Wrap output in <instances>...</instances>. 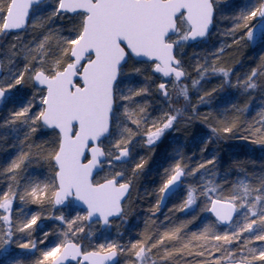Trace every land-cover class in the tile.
<instances>
[{
    "label": "snow or ice",
    "instance_id": "obj_1",
    "mask_svg": "<svg viewBox=\"0 0 264 264\" xmlns=\"http://www.w3.org/2000/svg\"><path fill=\"white\" fill-rule=\"evenodd\" d=\"M221 21L228 43L186 59ZM13 32L0 46V128L13 136L0 158V264H264V169L236 160L244 175L216 183L218 154L205 156L230 139L264 149L251 95L212 107L229 86L264 95V53L235 80L222 59L264 39V0H0V35ZM196 121L201 159L174 150L143 227L124 239L157 145ZM174 190L183 198L159 219Z\"/></svg>",
    "mask_w": 264,
    "mask_h": 264
},
{
    "label": "trees",
    "instance_id": "obj_2",
    "mask_svg": "<svg viewBox=\"0 0 264 264\" xmlns=\"http://www.w3.org/2000/svg\"><path fill=\"white\" fill-rule=\"evenodd\" d=\"M236 2L243 4L246 2V0H236ZM229 26L230 25L227 22H219L216 27L212 28L211 34L207 37L206 42H199L196 46L193 45L186 47L185 58L191 59L194 62L192 53L199 52L202 54L204 51H212L213 47L220 46L221 41L228 43L229 38L226 36H221L217 29L219 28L220 30H223ZM15 36L16 33H12L11 35L7 36L0 35V46L12 41ZM25 38H27V34H25ZM262 53H264V39H261L258 34V37L254 42L241 45L239 50L230 49L228 52H226L222 59L227 66H231L233 68V75L231 78L235 80V73H240L241 78H243V73L257 62ZM186 83L191 85L190 80L186 81ZM220 83L221 78L218 75L210 76L202 82L201 87L204 90H207ZM191 95L193 102H195L196 96L198 95L195 89H191ZM247 95L252 96L248 116H255L260 108L264 107V95H261L259 90H257L255 93L249 92L246 95H242L239 89L232 88L230 86L226 87L214 96L212 100V107L214 109H218L221 107H227L232 103L242 104L247 99ZM20 98L22 99V96ZM155 99L158 103H162L159 101V97H156ZM206 110L207 109L204 107L200 108L201 112ZM5 115V108L1 106L0 121L4 119ZM190 131L198 136L199 133H206L207 129L198 121L193 122L186 129L182 128L180 131H178V138L176 140H164L154 152L156 153V156L153 158V162H149L150 164L148 166V173L141 177L140 181L138 182V189L134 190L132 193L133 197H131V199L133 200L135 211L129 215L127 224H125L122 228V231L124 232V239H128L129 235L135 237L136 232L143 227V221L146 218L147 210L150 209V206L154 204L156 199L155 193H153L152 190L159 182V173L162 170L161 166L166 165L168 161L174 156V150L182 149L186 157L192 156L193 162L199 161L201 159V153L199 152L201 143L198 140L191 144V141H189L187 138L188 132ZM8 132H10L9 129L0 128V137H3L0 138L1 145L12 143L13 136L7 135ZM213 151L218 154L219 160L215 169V171L218 173V175L215 177L216 183H219L220 180L226 179L227 176H232L237 172V168L233 166V161L236 160L242 161L241 167L247 171L259 172L264 169V149H262L259 145H251L247 141L230 139L227 141H221L218 145L210 146L207 150V153H205V156ZM251 161H255V163L253 164ZM2 162L3 161L0 160V163ZM34 172H37L36 169L32 171V173ZM3 186V177H0V188ZM146 192L151 193V195H146ZM181 193L182 191L178 190L167 197L165 205L161 207L159 213L156 214L159 219H163L164 214L168 211L172 204L179 203L180 199H182ZM176 216L179 219L184 218L182 213H176ZM48 227H51L50 222L46 225V229ZM112 232L115 233L114 228L112 229ZM121 264H123L122 261Z\"/></svg>",
    "mask_w": 264,
    "mask_h": 264
},
{
    "label": "rangeland",
    "instance_id": "obj_3",
    "mask_svg": "<svg viewBox=\"0 0 264 264\" xmlns=\"http://www.w3.org/2000/svg\"><path fill=\"white\" fill-rule=\"evenodd\" d=\"M257 37H258V34H257ZM194 46H196V45H194ZM1 107V106H0ZM204 133H199L198 134V137H201L202 135H203ZM178 138V131H174V132H170L163 140H162V142L161 143H163V141L164 140H176ZM161 143H159L158 145H157V147H156V149H155V151L158 149V147L160 146V144ZM11 144V143H10ZM9 144H7V145H1V142H0V158H2L3 157V155L5 154V150L7 149V151L8 152H11V149H8L7 148V146H8ZM144 151H147V150H144ZM154 151V152H155ZM263 156V155H262ZM264 157V156H263ZM0 160H2V159H0ZM36 169V171L37 172H34V173H32V171L33 170H35ZM38 170H39V172H38ZM40 170H41V172H40ZM29 171H30V173H32V175H41L42 174V169H40L38 166H33L32 168H30L29 169ZM100 175H103V173H101ZM182 194V195H181ZM180 195H181V198H183V192L181 193ZM38 223H40V227H44L45 225H46V219L43 221V222H38ZM46 230V229H45Z\"/></svg>",
    "mask_w": 264,
    "mask_h": 264
},
{
    "label": "bare ground",
    "instance_id": "obj_4",
    "mask_svg": "<svg viewBox=\"0 0 264 264\" xmlns=\"http://www.w3.org/2000/svg\"><path fill=\"white\" fill-rule=\"evenodd\" d=\"M187 138H188V140L189 141H191V144H193V143H195L196 141H198L199 140V142L201 143V141H200V137H198V136H196L192 131H190V132H188V135H187ZM259 155V154H258ZM156 156V153H154L153 154V158ZM260 156V155H259ZM153 158L150 160V163L151 162H153ZM149 163V164H150ZM216 169V168H215ZM215 169L214 170H211V171H215ZM236 172V171H235ZM249 172H252V171H249ZM146 173H148V168L145 170V173L144 174H146ZM240 173H242V174H240ZM143 174V175H144ZM244 175V173L243 172H241V171H238L237 170V172L235 173V174H233L232 176H227L226 177V179H235V178H237V177H240V176H243ZM143 177V176H142ZM209 177H206V179H208ZM159 184V182L157 183V185ZM178 190H176V191H174L173 193H175V192H177ZM172 193V194H173ZM133 197V196H132ZM33 210H35V209H33ZM49 223V221L46 219V225ZM46 225L44 226V227H41L42 229H46Z\"/></svg>",
    "mask_w": 264,
    "mask_h": 264
},
{
    "label": "water",
    "instance_id": "obj_5",
    "mask_svg": "<svg viewBox=\"0 0 264 264\" xmlns=\"http://www.w3.org/2000/svg\"><path fill=\"white\" fill-rule=\"evenodd\" d=\"M13 33H14V32H13ZM174 191H176V190H174ZM174 191H173V192H174ZM173 192H172V193H173ZM172 193H169V195L172 194ZM169 195H168V196H169Z\"/></svg>",
    "mask_w": 264,
    "mask_h": 264
}]
</instances>
